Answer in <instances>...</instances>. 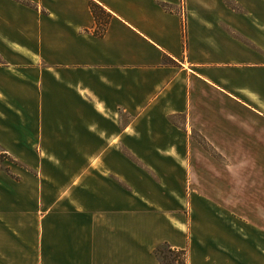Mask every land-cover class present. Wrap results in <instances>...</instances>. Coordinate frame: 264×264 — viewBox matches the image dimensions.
Segmentation results:
<instances>
[{"label": "crops", "instance_id": "1", "mask_svg": "<svg viewBox=\"0 0 264 264\" xmlns=\"http://www.w3.org/2000/svg\"><path fill=\"white\" fill-rule=\"evenodd\" d=\"M27 1H0V264H264V0Z\"/></svg>", "mask_w": 264, "mask_h": 264}, {"label": "rangeland", "instance_id": "2", "mask_svg": "<svg viewBox=\"0 0 264 264\" xmlns=\"http://www.w3.org/2000/svg\"><path fill=\"white\" fill-rule=\"evenodd\" d=\"M0 1H3L4 2L5 0H0ZM8 1L9 2H18L19 4H23V5H30V2L27 1V0H7V2ZM1 11H2V9H0V12ZM28 37H30V36H28ZM196 139L199 140L200 143H202V144L205 143L204 141L201 142V139L202 138H196ZM211 155L216 156L217 158L219 157L218 154L211 153ZM239 155L240 154H231V156H233V160H234L235 157H237L235 159L239 160ZM6 159L7 158L5 157V154H3L2 152H0V174H2L3 176H5V174H7L9 172L8 171V168H9L10 165L7 164V162H6L7 160ZM220 159L223 160L222 157H220ZM218 163H220V162H218ZM221 188H223V183H221ZM232 189H233V191L235 190V193H238V184H236L235 187H233V185H232ZM13 216L14 215H12V217ZM11 221L13 223L30 224L31 223V217H30L29 214H26L25 213V214H22V215H18L17 217L15 216V217L11 218ZM159 250L161 252H164L165 254H167V252L165 251V247L160 246ZM168 264H176V261H174V260L171 259V260H169V263Z\"/></svg>", "mask_w": 264, "mask_h": 264}, {"label": "trees", "instance_id": "3", "mask_svg": "<svg viewBox=\"0 0 264 264\" xmlns=\"http://www.w3.org/2000/svg\"><path fill=\"white\" fill-rule=\"evenodd\" d=\"M160 246L165 247V251L167 252V254L159 250ZM152 251L155 257L158 258L160 264H168L169 260L171 259L176 261V264H184V251L182 249H172L166 244L162 243L155 246Z\"/></svg>", "mask_w": 264, "mask_h": 264}]
</instances>
